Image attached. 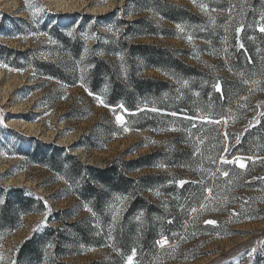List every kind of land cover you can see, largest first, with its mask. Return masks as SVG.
Returning <instances> with one entry per match:
<instances>
[{
	"label": "trees",
	"instance_id": "obj_1",
	"mask_svg": "<svg viewBox=\"0 0 264 264\" xmlns=\"http://www.w3.org/2000/svg\"><path fill=\"white\" fill-rule=\"evenodd\" d=\"M132 1L142 2L135 14L150 11L167 25L190 29L200 44L199 50L216 63L204 70L186 64L182 51L138 44L136 40L140 36H156L149 30L131 35L133 43L121 39L119 44L125 51L127 70L123 81L108 61L96 56L87 60L89 72L83 83L88 92L101 97L107 107L128 113L131 128L159 139H172L163 150L165 154L156 152L130 161L117 159L104 167L84 165L68 155L62 160L56 147L50 150L36 147L31 161L50 173L62 175L70 195L79 206L90 209L91 218L74 220L72 210L49 211L44 201L28 188L10 189V196L0 206V234L7 236L16 231L22 215H45L40 237L33 232L18 251V261L23 264H67L57 261L63 244L62 230L71 233L73 243L83 248L103 249L109 255L106 263L88 264H128L133 249V264H153L165 253L217 233L214 225L206 223L209 220L203 217L223 203L234 207L237 202L228 194L230 191L243 193L253 188L245 181L247 171L232 162L224 165L217 160L222 152H226L223 153L226 160L236 156H264V110L252 116L249 112L256 110V106L243 108L255 91L264 92V32L260 31L264 27V0L245 3L204 0L205 10L219 13L212 22L213 28L203 26L205 23L181 4L168 0ZM179 1L202 4L201 0ZM229 2L233 10L227 28ZM244 11V15L239 14ZM134 22L144 23L141 19ZM161 35L167 37L165 31ZM107 51L106 48L105 55ZM71 54L76 61L82 58L76 51ZM40 67L43 75L60 78L70 85L51 63ZM148 70L159 74L161 79L138 76L139 72ZM233 126L236 129L231 132ZM222 131L227 137H223ZM210 144L212 151L208 150ZM206 154L209 161L203 163L201 156ZM158 163L178 175L146 174ZM215 165L228 169L227 183L218 197L213 191L217 187L198 175L199 171ZM234 174L243 175L239 182H231ZM208 190H212V196ZM157 193L162 199L154 201L148 196ZM114 199H118L122 211L112 218L110 204ZM160 240H165L166 246H159ZM46 244L54 248L52 257L43 253ZM171 261L172 258H166L162 263ZM251 264H264V251H259Z\"/></svg>",
	"mask_w": 264,
	"mask_h": 264
},
{
	"label": "rangeland",
	"instance_id": "obj_2",
	"mask_svg": "<svg viewBox=\"0 0 264 264\" xmlns=\"http://www.w3.org/2000/svg\"><path fill=\"white\" fill-rule=\"evenodd\" d=\"M57 1L62 4L60 8H56L59 5L56 4ZM168 1L187 7L205 23L203 26L209 28L214 27L212 22L219 15L216 11L205 10L204 0H201L202 4L199 6L190 1ZM245 1L235 0V3ZM0 2L6 3V6H1L0 3V206L10 196V189L25 187L35 192L49 211L72 210V219H90L89 210L85 206H79L70 195L67 181L62 175L50 173L31 161L30 156L36 147L48 150L56 147L60 149L58 156L62 160L68 155L84 165L104 167L117 159L130 161L151 153L165 154L163 150L172 138L159 139L131 128L128 125V113L120 108L107 107L101 97L90 95L83 83L89 72L87 60L96 56L108 61L123 81L127 70L124 66L125 51L119 44L121 39L133 43L131 35L149 30L156 36H140L136 40L138 44L182 51L184 54L181 56L186 64L204 70L213 67L216 62L199 50L200 44L190 29L167 25L150 11L135 14L136 8L140 10L138 7H141V1ZM227 7L229 11L227 16L225 14L228 20L225 27L228 28L232 18V3H227ZM244 13L245 11L239 14ZM137 19L144 23L135 25L134 21ZM161 31H165L167 37L162 36ZM75 51L82 57L80 60L72 58L71 53ZM43 63L55 66L58 74L63 75L70 85L63 83L60 78L43 75L40 67ZM138 67L141 68L140 65ZM138 76L161 79L159 74L150 70L139 72ZM251 105L257 109L249 114L259 115L264 110V92L255 91L243 108L249 110ZM117 116L122 117L123 124L117 122ZM125 127L128 131L124 130ZM235 129L236 126H233L230 131ZM222 135L227 137L224 131ZM195 146L199 147L198 144ZM208 148L212 151L213 145L210 144ZM223 153L226 152L221 153L218 163L227 165L232 162L237 168L247 171L245 181L253 188L243 193L230 191L228 194L237 202L234 207L230 208L227 203H223L220 208L211 210L203 217L216 222L213 225L217 233L177 251L165 253L157 257L153 264H163L162 261L166 258H172L167 264H251L259 251L263 253L264 156H236L226 160ZM160 157L161 155L157 156L156 161ZM208 157V154L201 156V161L206 163L209 161ZM225 160L228 162L225 163ZM240 164L244 167H240ZM225 172L228 173L226 167L215 165L214 168L199 171L198 175L203 177L204 182L210 181L213 187H217L213 191L218 197L223 194L227 183L228 175L225 176ZM146 174L170 177L178 175L159 163ZM235 175H231V182H239L238 179L243 176ZM207 193L212 196V190ZM148 196H152L154 201L162 199L158 193ZM117 200H111L112 218L122 211ZM44 217L42 214L22 215L16 231L7 236L0 234V264H23L18 261V251L33 232L40 237L45 225ZM72 219L67 221L71 222ZM62 232L63 244L57 261L88 264L106 263L109 260L105 250L83 248L73 243L69 231ZM166 244L165 240L158 241L161 247ZM43 253L45 257H52L53 246L46 244ZM183 255L189 256L186 258Z\"/></svg>",
	"mask_w": 264,
	"mask_h": 264
},
{
	"label": "snow or ice",
	"instance_id": "obj_3",
	"mask_svg": "<svg viewBox=\"0 0 264 264\" xmlns=\"http://www.w3.org/2000/svg\"><path fill=\"white\" fill-rule=\"evenodd\" d=\"M194 2H195V0H194ZM260 31L264 32V27H261V28H260ZM216 87H217V91H220V90H221L218 84H217ZM86 91H87V89H86ZM89 94L92 95L91 92H89ZM97 99H99V98L97 97ZM116 119H117V122H118V123H120V124H123V123H124L122 117L117 116ZM124 130H125V131H128V129H127L126 127H125ZM227 162H228V161L225 160V163H227ZM240 167H244V165H243V164H240ZM224 175L227 176L228 173L225 172ZM181 183H183V181H181ZM45 206L47 207V205H45ZM86 210H90V209H88L87 206H86ZM45 223H46V221H45ZM206 223H208V224H215L216 222H215V221H206ZM253 251H255V249H253ZM134 256H135V249H133V253H132V255H130V256L128 257V264H133Z\"/></svg>",
	"mask_w": 264,
	"mask_h": 264
},
{
	"label": "bare ground",
	"instance_id": "obj_4",
	"mask_svg": "<svg viewBox=\"0 0 264 264\" xmlns=\"http://www.w3.org/2000/svg\"><path fill=\"white\" fill-rule=\"evenodd\" d=\"M1 3V2H0ZM56 4H59V2L57 1ZM1 6H6V3H1ZM62 6V4H59L58 6H56V8H60ZM9 7V6H8ZM12 7V6H11ZM10 9V8H9Z\"/></svg>",
	"mask_w": 264,
	"mask_h": 264
}]
</instances>
